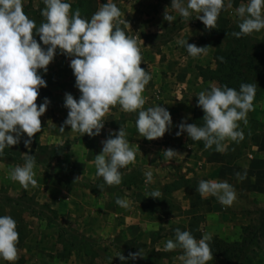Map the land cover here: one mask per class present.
<instances>
[{
    "label": "rangeland",
    "instance_id": "rangeland-1",
    "mask_svg": "<svg viewBox=\"0 0 264 264\" xmlns=\"http://www.w3.org/2000/svg\"><path fill=\"white\" fill-rule=\"evenodd\" d=\"M22 2L25 14L37 28L46 22L41 15L43 0ZM64 2L72 5V13L79 8L82 18L90 20L108 0ZM111 2L123 13L120 19L130 25L120 27L137 39L143 57L141 67L152 77L143 92L144 108L165 107L172 126L162 138L149 141L137 131L138 111L128 113L116 105L103 118L104 128L98 136L74 132L70 126L61 132L68 115L65 93L77 100L81 93L75 86L71 57L57 49L47 72L39 70L47 87L39 90L37 105L45 98L50 100L41 117V132L31 138L28 147L23 142L27 134H23L19 144L0 154V216L10 215L17 222L20 256L15 264H182V249L165 250V243L175 240L177 228L190 231L195 238L199 232L227 242L245 241L246 251L238 259L226 261L213 256L207 264H264V75L246 69V60L241 59L247 83L257 84L254 110L247 115V125L239 122L244 139L239 143L226 140L225 153L217 152L215 145L205 149L203 141H193L186 132L177 136L182 120L204 125L197 96L210 91L212 85L220 87L212 72L217 68L214 50L217 43L225 47L229 42L212 34L200 42L206 33L205 25L197 19L200 14L192 12L183 19L171 8L172 0ZM247 2L232 0L233 8L222 13L229 25L240 23L235 8ZM166 8L176 17L171 24L163 19ZM249 36L263 39L264 29ZM34 38L47 48L38 35ZM182 39L211 47L207 54L192 57L177 43ZM120 127L125 138L138 145L136 160L120 169V185L108 186L96 175L95 155L102 152L101 141L110 132L118 133ZM168 148L179 153L172 160L164 156ZM25 153L35 156L34 178L38 181L27 190L10 178L11 170L25 163ZM245 171L247 177L238 180L235 174ZM147 172L152 173L151 181ZM201 180L227 181L236 191V201L226 207L214 196L202 197L196 190ZM155 190L160 197H149ZM117 197L128 206L118 205ZM139 250L143 258H127L129 252ZM119 253L127 259L122 262ZM0 264L9 262L0 259Z\"/></svg>",
    "mask_w": 264,
    "mask_h": 264
},
{
    "label": "clouds",
    "instance_id": "clouds-1",
    "mask_svg": "<svg viewBox=\"0 0 264 264\" xmlns=\"http://www.w3.org/2000/svg\"><path fill=\"white\" fill-rule=\"evenodd\" d=\"M45 8L41 15L46 19L38 28L23 10L22 0H0V154L5 148L21 142L27 134L24 145L32 143L35 134L41 132V117L45 114L50 100L44 99L39 106V90L47 87L46 81L39 74L45 73L53 62L57 49L71 57L70 68L75 76V86L81 95L77 100L70 93H65L64 107L68 115L60 131L70 126L72 131H79L90 137L98 136L104 128V117L111 107L119 105L128 113L138 111L136 120L140 136L149 141L162 138L172 126L170 112L160 105L144 108L143 96L146 85L152 77L141 67L142 53L137 39L128 36L120 27L128 24L120 19V8L108 0L89 19L82 18L80 9L71 12L72 5L64 0H43ZM171 8L178 11L183 19H188L192 12L199 13L201 20L209 30L217 28L221 11L233 8L232 0H172ZM202 14V15H201ZM239 17V31L233 32L236 38L251 35L264 29V0H248L235 8ZM163 19L171 24L176 17L169 14L167 8ZM130 26V25H129ZM39 36L45 49L34 38ZM185 46L188 54L197 57L207 54L211 46H196L188 40H178ZM223 61V58H220ZM257 84L242 83L239 90L224 85L222 88L212 85L210 91L198 93V104L203 112V126L189 124L186 121L178 125L177 136L183 133L193 141H203L205 149L212 148L225 153L226 140L239 143L244 139L240 128L243 121L247 125V115L254 110L253 101ZM125 130L120 127L118 133L110 132L108 138L101 141L102 152L95 155L96 175L102 177L108 186H118L122 182L120 169L136 160L138 145L131 144ZM168 160L179 153L171 148L163 151ZM23 166H16L10 172V178L17 181L24 189L37 186L35 156L24 154ZM238 180H244L247 172H237ZM148 181L152 173L147 172ZM103 189V185L99 186ZM202 197L209 195L217 198L223 206L230 207L237 199L234 187L227 181L201 180L196 189ZM161 193L155 190L149 197L159 198ZM116 203L127 207L124 199L117 197ZM212 236L204 234L197 240L190 231L175 229V240L165 243L166 251L177 248L183 250L179 257L182 264H207L213 260L210 247ZM17 222L10 215L0 216V259L15 264L19 259L20 249ZM117 257L123 262L127 258H143L141 250L129 252L126 258L122 253Z\"/></svg>",
    "mask_w": 264,
    "mask_h": 264
},
{
    "label": "trees",
    "instance_id": "trees-1",
    "mask_svg": "<svg viewBox=\"0 0 264 264\" xmlns=\"http://www.w3.org/2000/svg\"><path fill=\"white\" fill-rule=\"evenodd\" d=\"M222 10L217 21L216 29H206V33L201 37L200 42L207 40L208 35L215 37H223L229 42V45L222 47L218 43L214 50V59L216 69L212 71L214 76L219 81L220 87L224 85L239 90L242 83H247L248 79L245 76V70L241 68V59L244 58L246 69H253L255 74L264 75V37L257 39L249 35L236 38L232 35L233 32H238V25H229V19L222 17ZM202 22V21H201ZM221 22V23H219ZM203 24V23H202ZM263 56L261 59L260 56ZM223 58L221 61L220 58ZM202 237L198 232L197 239ZM213 256H221L226 261L238 259L239 256L245 253V241L227 242L218 236H213L209 242Z\"/></svg>",
    "mask_w": 264,
    "mask_h": 264
}]
</instances>
